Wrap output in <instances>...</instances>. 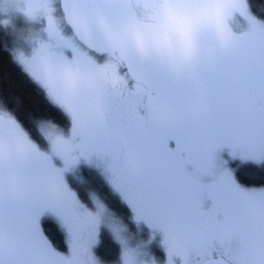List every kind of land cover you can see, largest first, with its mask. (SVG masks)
I'll list each match as a JSON object with an SVG mask.
<instances>
[{"label":"snow or ice","instance_id":"obj_1","mask_svg":"<svg viewBox=\"0 0 264 264\" xmlns=\"http://www.w3.org/2000/svg\"><path fill=\"white\" fill-rule=\"evenodd\" d=\"M21 7L46 38L16 60L70 129L42 122L45 151L0 107V264H97L91 246L111 213L99 201L88 210L65 183L81 157L103 163L135 219L163 234L167 264H264V186L242 187L219 158L228 149L264 164V21L249 0L184 5L205 23L198 53L178 65L130 36L156 7L147 0H0V11ZM46 213L69 255L45 236ZM120 243L122 264H143Z\"/></svg>","mask_w":264,"mask_h":264},{"label":"trees","instance_id":"obj_2","mask_svg":"<svg viewBox=\"0 0 264 264\" xmlns=\"http://www.w3.org/2000/svg\"><path fill=\"white\" fill-rule=\"evenodd\" d=\"M249 3L251 12L260 20H264V0H249ZM6 45L7 39L0 31V103L2 106L20 118L26 126L31 125L33 116L42 118L57 117L58 112L48 104L42 91L29 81L15 65ZM235 176L242 185L248 187L264 186V164L245 163L236 168ZM83 177L89 182L90 186L94 182L99 183L100 179L97 173L88 168L83 170ZM108 205L112 206L110 200H108ZM42 229L58 252L69 255L64 241L65 238L57 223L44 220ZM95 253L97 257L109 263L117 259L119 249L112 242L110 236L104 232Z\"/></svg>","mask_w":264,"mask_h":264},{"label":"rangeland","instance_id":"obj_3","mask_svg":"<svg viewBox=\"0 0 264 264\" xmlns=\"http://www.w3.org/2000/svg\"><path fill=\"white\" fill-rule=\"evenodd\" d=\"M25 2H26V0H25ZM190 2H200V0H190ZM205 2H206V0H205ZM146 18H147V16L143 17L142 20H146ZM261 21H264V20H261ZM0 26L2 27V29L5 32L4 34L6 35L8 48L11 50V52L13 53V55L15 57H16V54H19L21 52L25 54L27 45L31 46V45L37 44V42H41L40 39H38V38H40L41 35L45 34L44 30L46 27V25L43 23L34 22L26 14L23 7L18 8L14 11H11V12L0 11ZM246 28H247L246 22L241 21L240 27L236 28V30L237 31H243V30H246ZM0 107H2L1 103H0ZM219 158L221 161H226V163L223 164V167H225L231 171L232 176L236 180V182H237V179L235 177L236 168H239L240 166L244 165L245 163H252L250 161L242 162L239 159H232L229 156L228 149L222 150L219 153ZM80 163H84L86 165L91 166L92 168H95L97 170V172L100 173V175H102V177L109 179V174L105 171V167H104L103 163L97 161L96 158H93V162L89 163V162L85 161L83 157H81L80 160L78 161V163L73 168L64 172V174H63L65 183L67 184L68 188L70 186L69 185L70 184L69 179H73V181L80 183V177L78 175H76V170H75L76 166L79 165ZM253 164H255V163H253ZM239 185H241V184H239ZM241 186L245 187L243 185H241ZM245 188H252V187H245ZM219 189H223L224 191H226V189L223 187V185H220ZM69 190L71 191L70 188H69ZM89 198L92 201L90 203H87L85 206L83 205L88 210L93 211V212L96 211V207H95V203H94L95 201H99L105 206V204L101 200L97 199L96 196L91 195V197H89ZM79 202L82 203L81 201H79ZM105 207L109 210V208L107 206H105ZM109 212L111 213V216L108 217L107 223L100 227V229L98 231V235L95 238V243L91 246V252H92L93 257L96 259L97 264H111V263L102 262L101 260H98L97 255L95 253V249L98 246L99 242H101V237H102V234L104 232L110 233V235L113 237V239H115L121 245L122 251H123V245L120 243L121 238L127 242L128 246H129V244L132 243L131 242L132 237H130L129 232L126 229L127 223L122 221L119 217L115 216L110 210H109ZM46 215H47V213L41 217V221H40L41 224H42V220H45V218L48 216L50 218V216H51L50 214H48L47 216ZM132 221L134 223V231L133 232H136L138 226L135 224H137V223H135V221L133 219H132ZM108 224H112L114 227L118 228L119 234L115 233V231H113V229L111 227H109ZM136 238H137V235H136ZM152 238L156 239V236L154 237L153 235H151L150 238L146 236L147 241L144 243L142 241H135L134 240L135 234H134L133 243L136 245H133V248L137 249L140 252L141 255H140L139 259L143 262V264H152V261H155V264H167V253H165L164 256H162L161 255V253H163L162 248L155 249L156 250L155 251L154 248H152L150 245V240ZM157 252L160 254H157ZM121 257H119V259H116L115 260L116 262L114 264H122ZM173 260H174V264H181V260L176 259L175 257L173 258Z\"/></svg>","mask_w":264,"mask_h":264},{"label":"flooded vegetation","instance_id":"obj_4","mask_svg":"<svg viewBox=\"0 0 264 264\" xmlns=\"http://www.w3.org/2000/svg\"><path fill=\"white\" fill-rule=\"evenodd\" d=\"M142 21H144V20H142ZM0 31L3 33V36L6 37V35L4 34L5 32H4V30L2 29L1 26H0ZM45 38H46L45 34H43L38 39H40V41H43ZM39 43L40 42H37V44L31 45V46L27 45L26 46L25 55H31V52H32L33 48L38 46ZM6 47L8 48V45H6ZM9 51L11 53V57L13 59V62L18 67V69L26 76V78L29 79V81H31L34 85H36L42 91V93L44 94V97L47 100L48 104L50 106H52L54 109H56V111L58 112L57 117L56 116L55 117L50 116V117H47V118H50V119L41 120L40 121V127H41V123L42 122H47L48 125H50L52 127H56L60 131H63V129H64V134L67 136L68 135V129H70V120H69V118L64 114V112L59 107H56V106H54V105H52L50 103L45 89L43 87H41V85L37 81H35L29 75L28 72H26L24 70L23 66L17 62L16 57L13 55V53L11 52L10 49H9ZM104 62L105 63L107 62V58H105ZM126 75H127V70L126 69L121 70V72H120L121 78H123ZM15 117L22 124V126L27 130V132L31 134L32 138L39 144L41 149L46 151L47 150V144H46V142H44L41 139V136L37 134V128L34 125L33 119H32L31 125L26 126V125L23 124V122L20 120V118H18L17 116H15ZM34 117L35 116H33V118ZM52 121H55V123H52ZM54 164H55L56 167H61V168L63 167V162L60 159H58V158H54ZM85 168H88L89 170H92V171H94L95 173H97L99 175V177H100L99 183L96 184V182H94L95 184L93 183L91 186L89 185V182L86 181L85 178L83 177V170ZM75 170H76V175H78L80 177V183H77V182L73 181V179H69L70 180L69 181L70 182L69 188L71 189V191L73 193H75L76 198L78 199V201L82 202L81 203L82 205L85 206L87 203H90L92 201L89 198V197H91V195L96 196V198L101 200L105 204V206H107L109 208V210L115 216L119 217L122 221L127 223V228L126 229L129 232L130 237H132V241H131L132 243L129 244L130 248H133V245H136V244L133 243L134 234H135V239H134L135 241H142L144 243L147 241L146 240V236L150 238L151 235H153L154 237L156 236V239L152 238L150 240L151 247L154 248V250L162 248L163 249V253H161V255L164 256V254L166 253V250H165V246L163 244V239H164L163 234L161 232L151 228L145 221H143V220L137 221L135 219V214L133 213V211L131 210L129 205L123 200V198L121 197L120 193L117 192L113 188V186L110 183L109 179H106L105 177H102V175H100V173H98L95 168H92L91 166L86 165L84 163H80L79 165H77ZM235 172H236V170H235ZM243 186H245V185H243ZM245 187H248V186H245ZM254 187H262V186H254ZM219 190H220L221 194H224L226 192L223 189H219ZM133 194L136 195L137 197H140V193L136 192L135 190H133ZM108 200H110V202H112V206L113 207L108 205ZM208 204H210V202H206L205 206L207 207ZM132 219L135 221V223H137L135 225L138 226L136 232H133L134 231V223H133ZM45 220L54 221L55 223H57V221L52 216H50V218H49V216L46 217ZM43 221L44 220H42V224H43ZM57 225L59 226L60 230L63 233V236L65 238L64 239L65 245H66V247L68 248V251H69V247H68V244H67V232H66L65 229H63L59 225V223H57ZM107 234L110 236L112 242H114L118 246L119 254L117 255V259H119V257L122 256V252H123L122 251V247L115 239H113V237L110 235V233H107ZM136 235H137V238H136ZM157 254H160V253L157 252ZM97 258H98V260H101L102 262H105V261H103V259H101L99 257H97ZM175 258L180 260L179 257H175ZM214 258H216L215 255H214ZM115 262L116 261L109 262V263L114 264Z\"/></svg>","mask_w":264,"mask_h":264},{"label":"clouds","instance_id":"obj_5","mask_svg":"<svg viewBox=\"0 0 264 264\" xmlns=\"http://www.w3.org/2000/svg\"><path fill=\"white\" fill-rule=\"evenodd\" d=\"M156 7L150 10L146 20L133 26L130 36L143 53L149 48L174 65L190 61L198 53L196 29L205 23L190 0H147ZM219 42V37L217 36ZM50 118L34 117L37 134L45 139L40 131V121ZM55 123V121H52ZM50 146L51 142H49Z\"/></svg>","mask_w":264,"mask_h":264},{"label":"water","instance_id":"obj_6","mask_svg":"<svg viewBox=\"0 0 264 264\" xmlns=\"http://www.w3.org/2000/svg\"><path fill=\"white\" fill-rule=\"evenodd\" d=\"M142 22V21H141ZM217 260L219 261V257L217 258Z\"/></svg>","mask_w":264,"mask_h":264}]
</instances>
